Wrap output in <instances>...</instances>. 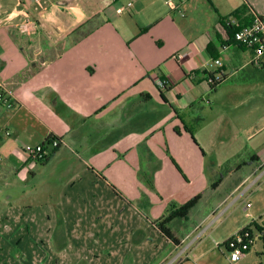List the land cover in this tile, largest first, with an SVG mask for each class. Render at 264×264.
I'll return each mask as SVG.
<instances>
[{
  "label": "crops",
  "instance_id": "crops-1",
  "mask_svg": "<svg viewBox=\"0 0 264 264\" xmlns=\"http://www.w3.org/2000/svg\"><path fill=\"white\" fill-rule=\"evenodd\" d=\"M45 1L37 14L33 0H0V81L14 93L11 107L0 105V264H230L220 247L232 234L214 254L205 241L185 244L231 199L262 191L264 138L224 142L204 106L223 87L264 80V60L255 67L253 51L236 44L213 59L208 47L221 19L246 4L243 19L264 17V0ZM23 14L37 22L31 37L18 31ZM178 53H188L182 63ZM207 74L222 79L216 89ZM51 137L61 146L46 162L27 158V146ZM208 152L226 156L207 162ZM224 165L218 186L247 171L199 223L170 222L173 244L155 223L173 202L202 201L205 172ZM175 169L193 189L180 187Z\"/></svg>",
  "mask_w": 264,
  "mask_h": 264
},
{
  "label": "rangeland",
  "instance_id": "rangeland-1",
  "mask_svg": "<svg viewBox=\"0 0 264 264\" xmlns=\"http://www.w3.org/2000/svg\"><path fill=\"white\" fill-rule=\"evenodd\" d=\"M205 100L207 101V99ZM209 101H212L211 105H209ZM209 101H207L208 103L204 106V117L208 120L218 118L219 121L217 123H219V125L217 128L221 135L227 136L222 139L224 142H228L232 137H238L239 140H236L235 143H247V137L250 135L256 136L254 142L259 138H264V80L256 81L255 84L253 83L244 89H235L232 85L223 87L218 94L211 97ZM232 122L235 124L234 126ZM229 142L231 143L232 141ZM250 143L251 142L249 141L246 144L247 147L251 146ZM217 146H221V143L219 139L216 138L215 147L217 148ZM228 147L229 146L227 145L226 149ZM243 147H245V144ZM207 155V162L214 160L219 161L226 156V154L223 155L222 153H217L216 155L215 153L212 154L210 152H208ZM242 157L243 156H241V159L234 160L233 163L230 164V168L243 163L249 158V154L247 153L245 159H242ZM228 167L229 165L220 167L219 170L216 171L217 176H213L211 171L205 172V181L207 183L203 187L202 193L204 198H202V201L199 202L198 206L193 209L191 219L188 222H185L182 219H177L176 222L182 221L189 226L199 223L206 214H209V209L212 210V207L222 200L227 192L231 190L234 181L247 171V166L242 165V169L236 173L235 178L229 179L222 186L216 185V183L219 182L221 175H224L230 169ZM171 172L173 174L172 177L181 182V188L188 191L193 189L194 186L188 184L189 182L185 180V175L181 170L175 169ZM142 173H144V171H142ZM207 185L208 187L205 188ZM259 185L263 186L262 184ZM254 193L255 189L248 193L247 197L244 199H241L240 201L236 199V201H234L236 203H233V199H231L221 207L215 215H212L208 221L201 225L202 228L185 244V247L187 246L189 250L191 245L195 246L201 241H205V248L208 251L212 250L213 254L215 251V253H218V250L212 249L213 246L216 247L214 244L215 241L219 240L222 244L230 234H232L231 236H234L240 231L246 229L251 234L253 240L246 256L240 261H233L232 253L228 250L226 244H223L220 247L224 254L222 257L224 259L227 258L230 264H264V187L262 191L259 192L258 196H254L253 198ZM184 195L183 192L180 197H177V200H182ZM193 197L191 198L193 199ZM140 200V215L143 217L142 220L146 223L147 217L150 216L149 211H147L148 205L144 201L143 195L140 197ZM232 203L233 207L230 206ZM171 204V207L176 206V204L178 207L181 206L176 202ZM248 204H251L250 208H247ZM257 208L263 210L261 217H254ZM206 229L207 233H204V235L201 236L200 234ZM234 232L235 234H233ZM183 253L181 250L178 252L180 257L185 256Z\"/></svg>",
  "mask_w": 264,
  "mask_h": 264
},
{
  "label": "built area",
  "instance_id": "built-area-1",
  "mask_svg": "<svg viewBox=\"0 0 264 264\" xmlns=\"http://www.w3.org/2000/svg\"><path fill=\"white\" fill-rule=\"evenodd\" d=\"M108 1L116 2L118 0ZM33 3L34 10L37 14L43 13V11H45L48 6L45 0H33ZM171 3L172 2L170 1V4ZM131 6L132 4H129V7ZM2 16V5L0 3V19ZM20 18L21 19L17 24L18 31L27 37L35 35L38 31L36 20L27 14L21 15ZM231 23L237 25V22L234 19L231 20ZM235 44L253 51L252 64L255 67H261L264 60V17L253 13L250 23H248L236 33ZM229 47L230 45H225L222 47V49L227 50ZM187 56L188 53H178L175 55L174 59L179 63H182L187 58ZM214 64L220 65L221 61L214 60ZM156 82L160 88H167L168 82L166 80L158 79ZM13 94L14 93L10 90H7L5 85L0 81V105H7L8 107H11L12 103L10 102V98L13 96ZM45 142L35 146H27L24 150L27 158L35 163H41L46 157L50 155V149L56 150L61 146V141L56 138L50 139L49 143ZM1 160L2 156L0 155V161ZM249 207H251L250 204L247 205V208ZM252 243L253 240L251 234L248 232V230L244 229L228 239L225 244L228 250L232 253L233 261H240L246 256V253Z\"/></svg>",
  "mask_w": 264,
  "mask_h": 264
},
{
  "label": "trees",
  "instance_id": "trees-1",
  "mask_svg": "<svg viewBox=\"0 0 264 264\" xmlns=\"http://www.w3.org/2000/svg\"><path fill=\"white\" fill-rule=\"evenodd\" d=\"M251 8L249 7L248 4L242 6L238 10H236L234 13H232L229 17L221 19V27H222V33H216V38L214 41H212L208 47V50L212 56L213 59L217 58V50L218 46H225V45H233L235 44V35L236 33L246 26L248 23H250V18L252 17H244L243 15L246 14ZM251 11V10H250ZM234 19L237 22V25H234L231 23V20ZM216 51V53H215ZM208 75V83L211 89H216L222 79L216 80L215 77H213L212 74H207ZM54 137L49 138L45 143H49L50 139ZM58 139V138H56ZM60 141V139H58ZM48 160V157L44 159L43 162H46ZM41 162V163H43ZM218 183H216L217 185ZM201 199V196H197L185 204L181 205L178 208H173L169 214L164 218L155 223L156 228L159 230V232L168 240H170L173 244L179 245L180 241L173 235L169 224L170 222L174 220H185L188 219L190 212L192 209L197 205L199 200Z\"/></svg>",
  "mask_w": 264,
  "mask_h": 264
}]
</instances>
